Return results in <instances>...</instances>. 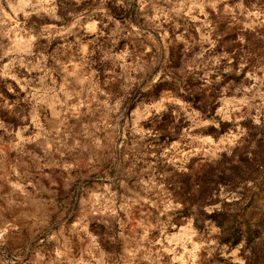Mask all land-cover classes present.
I'll use <instances>...</instances> for the list:
<instances>
[{
    "label": "clouds",
    "instance_id": "1",
    "mask_svg": "<svg viewBox=\"0 0 264 264\" xmlns=\"http://www.w3.org/2000/svg\"><path fill=\"white\" fill-rule=\"evenodd\" d=\"M257 192L264 0H0V264H264Z\"/></svg>",
    "mask_w": 264,
    "mask_h": 264
},
{
    "label": "rangeland",
    "instance_id": "2",
    "mask_svg": "<svg viewBox=\"0 0 264 264\" xmlns=\"http://www.w3.org/2000/svg\"><path fill=\"white\" fill-rule=\"evenodd\" d=\"M252 199H253V205L249 211L250 212H257V213L260 211H264V192L253 193ZM257 219H258V217H257ZM252 220L254 223L256 218L253 217ZM249 227H250V230H253V231L255 230L252 228L251 224H249Z\"/></svg>",
    "mask_w": 264,
    "mask_h": 264
}]
</instances>
